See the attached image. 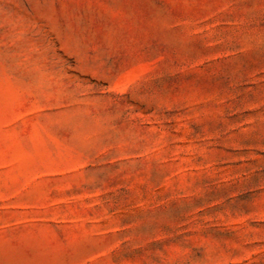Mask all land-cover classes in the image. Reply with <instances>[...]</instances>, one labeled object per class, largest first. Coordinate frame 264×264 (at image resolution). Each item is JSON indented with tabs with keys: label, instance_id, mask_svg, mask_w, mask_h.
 <instances>
[{
	"label": "rangeland",
	"instance_id": "374dc122",
	"mask_svg": "<svg viewBox=\"0 0 264 264\" xmlns=\"http://www.w3.org/2000/svg\"><path fill=\"white\" fill-rule=\"evenodd\" d=\"M0 264H264V0H0Z\"/></svg>",
	"mask_w": 264,
	"mask_h": 264
}]
</instances>
